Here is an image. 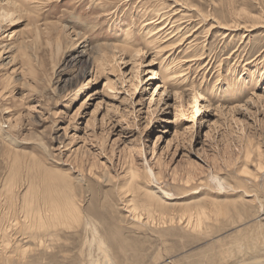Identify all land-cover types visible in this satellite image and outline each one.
I'll return each instance as SVG.
<instances>
[{"label":"rangeland","instance_id":"obj_1","mask_svg":"<svg viewBox=\"0 0 264 264\" xmlns=\"http://www.w3.org/2000/svg\"><path fill=\"white\" fill-rule=\"evenodd\" d=\"M0 5L11 13L0 17V246L4 239L12 244L22 238V247L29 246L26 260L41 264H95L97 258L98 264H229L241 257L237 245L254 251L264 244L262 228L256 231L255 203L242 208L247 218L236 224L238 231L228 217L191 230L183 226L186 210L180 208L203 197L231 208L241 191L230 194L228 184L221 190L210 176L232 184L245 166L256 170L257 151L264 155V0H0ZM191 92L201 107L196 115ZM132 172L138 175L134 183ZM10 177L14 202L6 188ZM238 179L243 188H253ZM142 188L167 203L164 213L153 206L148 215L141 207L131 212L132 191L142 202ZM257 191L264 204L263 187ZM65 192L76 197L84 214L72 225L77 229L58 225L52 241L18 233L20 221H26L25 194L42 209L63 203ZM2 251L1 246L0 264L7 254L13 262L5 264H18L16 250Z\"/></svg>","mask_w":264,"mask_h":264},{"label":"bare ground","instance_id":"obj_2","mask_svg":"<svg viewBox=\"0 0 264 264\" xmlns=\"http://www.w3.org/2000/svg\"><path fill=\"white\" fill-rule=\"evenodd\" d=\"M12 4V3H11ZM181 5V4H180ZM15 6V5H14ZM259 7V6H258ZM6 9V8H5ZM10 9V8H9ZM8 9V10H9ZM10 12L9 11H7V10H4V8H3V6L2 5H0V17H2V18H5V17H9L10 16ZM206 16V15H205ZM204 18H206V17H204ZM10 19H12V18H10ZM26 19V18H25ZM3 21H5V20H3ZM7 21V20H6ZM218 22V21H217ZM243 22V21H242ZM190 23V22H189ZM177 25V24H176ZM189 25V24H188ZM238 25V24H237ZM172 26V25H171ZM171 26L168 28V29H170L171 28ZM180 24L178 25V28H180ZM214 26H216V25H214ZM210 27H213V26H210ZM221 27V26H220ZM155 28V27H154ZM209 28V27H208ZM239 28V27H238ZM227 29H228V27H227ZM162 30V29H161ZM160 29H158V32H160L161 31ZM243 30V29H242ZM39 32V31H38ZM37 32V33H38ZM166 32V31H165ZM36 33V34H37ZM155 33V32H154ZM157 33V32H156ZM164 33V32H163ZM160 36V35H159ZM163 36V35H162ZM225 36V35H224ZM72 37V36H71ZM182 37V36H181ZM66 39V38H65ZM164 39V38H163ZM163 39H161V40H163ZM181 40V39H180ZM54 41V40H53ZM59 41V40H58ZM61 41V40H60ZM164 41V40H163ZM179 41V40H178ZM162 42V41H161ZM175 43V42H174ZM55 44V43H54ZM57 44V43H56ZM188 44V43H187ZM186 44V45H187ZM193 44V43H192ZM59 46V45H58ZM166 46V45H165ZM171 46V45H170ZM111 47L113 48V46H110V49H111ZM84 49V48H83ZM103 49V48H102ZM109 49V48H108ZM114 49V48H113ZM123 49V48H122ZM121 49V50H122ZM120 50V49H119ZM120 50V51H121ZM157 50V49H156ZM161 50V49H160ZM113 51V50H112ZM115 51V50H114ZM130 51V50H129ZM163 51V50H162ZM234 51V50H233ZM100 52V51H99ZM103 52V51H102ZM101 52V54H103ZM235 52V51H234ZM105 53H107V52H105ZM100 54V55H101ZM130 54V53H129ZM128 54V55H129ZM202 54V53H201ZM138 55V54H137ZM118 56V55H117ZM136 56V55H135ZM103 57V56H102ZM105 57V56H104ZM103 57V58H104ZM242 57V55H239L237 58H241ZM95 58V57H94ZM194 58V57H193ZM193 58L191 59V60H193ZM198 58V57H197ZM237 58H236V60H237ZM98 59V58H97ZM101 59V58H100ZM194 59H196V57L194 58ZM256 60L257 58L254 56L252 59H250V60H248V61H246L244 64H248V63H252V60ZM96 61V60H95ZM182 61V60H181ZM103 62V61H102ZM98 63V62H97ZM96 63V64H97ZM244 64L241 66L242 67V69L243 70H246L245 68H244ZM96 66V65H95ZM99 66V65H98ZM100 67V66H99ZM101 68V67H100ZM160 68V67H159ZM162 69V68H161ZM102 70V69H101ZM236 70V69H235ZM233 71V72H236V71ZM243 70H241L240 72H242ZM103 71V70H102ZM112 71V70H111ZM173 71V70H172ZM151 72H152V75H155V73H156V71H154L153 69L151 70ZM174 72V71H173ZM98 73H99V71H98ZM101 73V72H100ZM175 73H176V71H175ZM174 73V74H175ZM179 73V72H178ZM252 73H255V69L252 71ZM102 74H104L103 72H102ZM237 73H235V75H236ZM262 73L261 72H259V75H261ZM96 75V74H95ZM173 75V74H172ZM240 74L239 75H237V79H240ZM107 78H108V76H107ZM223 78V77H222ZM167 79V78H166ZM232 79V78H231ZM111 81V80H110ZM109 82V81H108ZM237 82H239V81H237ZM234 83V82H233ZM109 84V83H108ZM113 84V83H112ZM216 84V83H215ZM239 84V83H238ZM110 85V84H109ZM108 85V86H109ZM166 85V84H165ZM217 85V84H216ZM237 85V84H236ZM229 86V84L227 85V87ZM109 88H113V87H109ZM185 88H187V87H185ZM184 89V88H183ZM229 89H232L231 87H229ZM155 90V89H154ZM187 91V90H186ZM186 91H184V92H186ZM188 92V91H187ZM109 93V92H108ZM185 94H188V93H185ZM190 94V93H189ZM191 94H192V100H193V102H194V112H193V114L194 115H196L197 114V112L199 111V109H201V107L199 106V105H197V102H199L198 101V99H197V97L191 92ZM190 94V95H191ZM188 96V95H187ZM190 98H191V96H189ZM191 100V99H190ZM191 102V101H190ZM211 108V107H210ZM196 113V114H195ZM193 115V116H194ZM41 140V139H40ZM246 140H248V139H246ZM251 140V139H250ZM248 142V141H247ZM246 142V143H247ZM251 142V141H250ZM250 144V143H249ZM247 146H248V144H246ZM245 145V146H246ZM251 146V145H250ZM247 148V147H246ZM248 148L250 149V147L248 146ZM247 149V151H246V158H249V155L251 156V152H250V150L252 149ZM256 150H257V148H256ZM259 150V149H258ZM263 150V149H262ZM258 152V160H257V162H256V170L254 171V172H251V171H249L248 170V168L245 166L243 169H241V171H240V173H239V177L241 178L242 177V179H246V180H248L249 182H250V184H251V186L253 187V188H251L250 190H248V189H245V188H243V187H245V186H240V185H245V184H243V183H241V180L240 179H238L239 177H238V175L237 176H235V174L233 175V177H232V179H233V182H232V184H230V183H227V181H224V179L222 178V177H218V175H216V174H210L211 176V180H213V181H215V183L217 184V186L222 190V189H224L223 188V186H224V184H228L229 185V191L231 192L230 194H232V193H238L239 191H241V193L238 195V197L240 198V200L239 201H237V199L235 200V201H232L231 202V208L229 207L230 205H228V204H225V203H221V202H218L217 200H215L213 197H211V199H208L207 200V197L206 198H202V199H198V200H196L197 202H195V203H193V204H189V203H187V204H184L183 206H184V208H182V206L180 207L181 209H184V210H186V216H185V218H184V225L183 226H185V227H187V228H190L191 230L192 229H196V228H203V226L207 223H209V221L210 222H212L213 220H216V219H218V218H222V217H225V219H226V217H228L227 219L228 220H230L232 223H233V225L234 226H232L233 228H236L237 227V225L236 224H240V221H241V219L242 218H244V220L246 221V218H247V216L246 215H244V217H241V214H243V210H242V208L244 209V207L245 206H247L248 207V205L249 204H254V205H256L257 207L256 208H254L255 210V212H254V215H253V217L255 216L256 217V219H257V222L259 221V223L257 224L258 225V227H256V231H258L260 228H262V230H263V234H264V204H262L261 202H260V200L258 199V195H260V194H258L257 192V190H258V188L260 187V189L263 187V189H264V181H262V180H264V178H263V174H264V160H263V157L261 156V155H263V154H261L262 152H259V151H257ZM245 156V155H244ZM264 156V155H263ZM16 158V157H15ZM248 161L250 160V159H247ZM247 160H245V161H247ZM216 162V161H215ZM12 163V162H11ZM196 164V163H195ZM247 164V163H246ZM252 164V163H251ZM201 166V165H200ZM248 166H249V163H248ZM231 167V166H230ZM242 168V167H241ZM187 170V169H186ZM189 171H190V168L188 169ZM201 170V169H200ZM237 170V169H236ZM14 171V170H13ZM132 171V170H131ZM130 171V172H131ZM202 171V170H201ZM146 172H148V176L149 177H151L152 179H155V176H154V174H153V172L150 170V169H148V171H147V169H146ZM214 172V171H213ZM236 172H238V171H236ZM193 173V172H192ZM231 173V172H230ZM218 174V173H217ZM233 174V173H232ZM13 175H15V174H13ZM30 175H31V173H30ZM41 175V174H40ZM81 175V174H80ZM131 179H132V181H133V183H134V181H135V178H138V175H137V173L136 172H132L131 174ZM143 175H145V174H143ZM156 175V174H155ZM189 175V174H188ZM33 176V175H32ZM141 176V175H140ZM139 176V177H140ZM221 176V175H220ZM230 176V175H229ZM2 177H4V176H2ZM15 177V176H14ZM30 177V176H29ZM61 177H64L63 175L61 176ZM160 177V176H159ZM185 177V176H184ZM238 177V178H237ZM13 178V177H12ZM12 178L10 177L9 178V180H8V182H7V184H6V188H8V191L10 190V193H9V197L8 198H10V199H8V198H5V199H8V200H11V201H13V196L12 195H14L15 193H14V191H13V193L14 194H11V192H12V184H11V180H12ZM16 178V177H15ZM151 178H149L148 180H150ZM172 178V177H171ZM188 178H190L189 176H188ZM53 179V178H52ZM146 179V178H145ZM186 179H187V177H186ZM262 179V180H261ZM14 180V179H13ZM17 180V179H16ZM64 180V179H63ZM81 180V179H80ZM174 180V179H173ZM28 181H31V180H28ZM27 181V182H28ZM53 181V180H52ZM136 181H138V180H136ZM142 181V180H141ZM151 181H154V180H151ZM186 181H188V180H186ZM190 181V180H189ZM189 181H188V183H189ZM199 181H201V180H199ZM205 180H204V178H203V181L202 182H204ZM262 181V182H261ZM24 182V181H23ZM50 182V181H49ZM13 183V182H12ZM15 183V182H14ZM38 183V182H37ZM55 183V182H54ZM65 183H67V182H65ZM136 183V182H135ZM147 183V182H146ZM187 183V182H186ZM187 183V184H188ZM205 183V182H204ZM18 184V183H17ZM50 184V183H49ZM143 184V183H142ZM261 184H262V187H261ZM54 185V184H53ZM67 185V184H66ZM137 185V184H136ZM150 185H151V183H150ZM202 185V184H201ZM26 186V185H25ZM31 186V185H30ZM44 186V185H43ZM46 186H47V184H46ZM132 185H131V183H130V187H131ZM143 186H145V185H143ZM190 186V185H189ZM1 187V186H0ZM14 187V186H13ZM19 187V186H18ZM23 187V186H22ZM40 187V186H39ZM129 187V188H130ZM137 187V186H136ZM139 187H141V186H139ZM192 187V186H191ZM207 187V186H206ZM2 188H4V187H2ZM135 188V187H134ZM15 189V188H14ZM45 189V188H44ZM43 189V190H44ZM59 189H61L60 187H59ZM64 189V188H63ZM67 189V188H66ZM70 189V188H69ZM72 189V188H71ZM143 189V188H142ZM241 189H243V190H241ZM33 190V189H32ZM47 190V189H46ZM130 190H131V188H130ZM132 190H133V186H132ZM144 190V189H143ZM147 189H145L144 190V192L143 191H139V189H138V191L139 192H143V195H144V197L143 198H145L144 199V201H140V198L138 197V196H136L134 193H135V191L136 190H133L134 191V193H133V191H132V201H133V204L132 205H129V208H130V210H131V212L133 213V214H135V213H137V212H135V209L138 207H141L142 209H143V211L148 215V214H151L152 213V211L154 212V209H152V208H154V207H156L157 209L156 210H160V212H161V214L162 213H164V210L166 209V208H168L166 205H167V203H165V201L164 200H162L161 198H160V196H158V195H156V193H154V192H152V191H150V190H148V191H146ZM152 190V189H151ZM206 190V189H205ZM52 191H54L53 190V188H52ZM51 191V192H52ZM138 191H137V193H138ZM158 192H161L162 193V195H163V197H167L169 194L168 193H166V192H164V190L162 191L160 188H158V190H157ZM210 191H213V190H211V188H210ZM260 191V190H259ZM6 192V191H5ZM39 192V191H38ZM49 192V191H48ZM54 192H56V191H54ZM57 192L59 193V190H57ZM67 192V191H66ZM65 192V193H66ZM71 192H73V191H71ZM206 192V191H205ZM30 193V192H29ZM40 193V192H39ZM125 193V192H124ZM136 193V194H137ZM190 193V192H189ZM36 194V193H35ZM41 194V193H40ZM51 194V193H50ZM67 194V196H68V193H66ZM70 194V193H69ZM72 194H74V192L72 193ZM72 194H70V195H72ZM134 194V195H133ZM138 194H140V193H138ZM211 194H212V192H211ZM218 193H216V195H217ZM226 194V193H225ZM224 194V195H225ZM258 194V195H257ZM3 195V194H2ZM1 195V196H2ZM19 195V194H18ZM23 195V194H22ZM63 195V194H62ZM75 195V194H74ZM126 195V194H125ZM198 195V194H197ZM228 195V194H227ZM7 196V195H6ZM39 196V195H38ZM56 196H58V195H56ZM142 196V195H141ZM209 196V195H208ZM213 196V195H212ZM15 197V196H14ZM40 197H41V195H40ZM40 197H38V198H40ZM47 197H48V195H47ZM46 197V198H47ZM54 197H55V195H54ZM59 197V196H58ZM210 197V196H209ZM216 197V196H215ZM232 197V196H231ZM235 197V196H234ZM237 197V196H236ZM248 197H250V198H248ZM61 198V197H60ZM63 198H64V196H63ZM76 198V197H75ZM75 198H74V196H68V197H66L65 198V200H64V202L63 203H58V204H50L48 207H45V208H35L34 207V205H33V202L28 198V196H27V194H25L24 195V197L22 198V202H23V204H22V206L21 207H23V210H22V213H23V211H24V217L26 218L25 220V222H21L20 220V223H22L21 224V231L20 232H18V233H20L21 235H23V237L26 239V238H30V240L31 239H36V238H38V237H40V236H48V237H52L50 240L52 241V239H54V238H56V237H53V236H56V234L58 235V233H56L55 234V232L54 231H56V227L58 226V225H64V226H66L67 228L68 227H72V229H75L76 227H77V225H76V227L75 228H73L74 226H72L74 223H78L79 221H81L80 220V217H79V215H81V217H82V215H84V214H79V211H78V205L76 206V200H75ZM168 198V197H167ZM198 198V197H197ZM196 198V199H197ZM228 198V197H227ZM14 199H17V198H14ZM57 199V198H56ZM78 199V198H77ZM164 199V198H163ZM188 199V198H187ZM218 199V198H217ZM225 199V198H224ZM232 199V198H231ZM21 200V199H20ZM36 200V199H35ZM48 200V199H47ZM58 200V199H57ZM195 200V199H194ZM41 201V200H40ZM43 201H44V199H43ZM63 201V200H62ZM79 201V200H78ZM129 201V200H128ZM237 201V202H236ZM14 202V201H13ZM38 202H39V200H38ZM42 202V201H41ZM47 202V201H46ZM57 202V201H56ZM131 202V201H130ZM129 202V203H130ZM191 202V201H190ZM18 203V202H17ZM78 203V202H77ZM128 203V202H127ZM186 203V202H185ZM192 203V202H191ZM229 203V202H228ZM13 204V203H12ZM11 204V205H12ZM19 204V203H18ZM17 204V205H18ZM39 204V203H38ZM42 204V203H41ZM79 204V203H78ZM131 204V203H130ZM181 204H183V203H180L179 205H181ZM240 204V205H239ZM9 205V204H8ZM14 205V204H13ZM16 205V206H17ZM126 205V204H125ZM240 207H239V206ZM10 206V205H9ZM47 206V205H46ZM151 206H153L152 208H150ZM250 206V205H249ZM246 207V208H247ZM127 208H128V206H127ZM251 207H249V209H250ZM252 208V209H253ZM80 209V208H79ZM229 209H231V210H229ZM233 209V210H232ZM81 210V209H80ZM180 210V209H179ZM245 210V209H244ZM247 210V209H246ZM21 211V210H20ZM82 211V210H81ZM163 211V212H162ZM182 211V210H181ZM251 211V210H250ZM21 213V214H22ZM246 213V212H245ZM252 213H253V211H252ZM132 214V215H133ZM157 214V213H156ZM160 214V213H159ZM182 214H183V212H182ZM15 216V215H14ZM22 216V215H21ZM246 216V217H245ZM85 217V216H84ZM171 217V216H170ZM182 216H180V218H181ZM183 217H184V215H183ZM82 219V218H81ZM141 219V218H140ZM153 219V218H152ZM164 219V218H163ZM162 219V220H163ZM226 219V220H227ZM248 219H251V218H248ZM253 219V218H252ZM88 220V219H87ZM172 220V219H171ZM182 220H183V218H182ZM226 220H224V221H226ZM243 220V221H244ZM17 221V220H16ZM84 221V220H83ZM92 221V220H91ZM243 222V223H246V222ZM85 222V221H84ZM182 222V223H183ZM231 222H228L229 224L231 223ZM251 222H252V220H251ZM83 223V222H82ZM170 223V222H169ZM179 223V222H178ZM177 223V224H178ZM242 223V224H243ZM85 223H83V225H84ZM94 224V223H93ZM176 224V225H177ZM79 225V224H78ZM165 225V224H164ZM231 225V224H230ZM256 225V226H257ZM19 226H20V224H19ZM85 226V225H84ZM87 226V225H86ZM239 226V225H238ZM243 226V225H242ZM247 226V225H246ZM82 227V226H81ZM207 227V226H206ZM63 228V227H62ZM88 228V227H87ZM86 228V229H87ZM205 228V227H204ZM248 228V227H247ZM19 229V228H18ZM17 229V230H18ZM57 229H59L58 227H57ZM64 229V228H63ZM69 229H71V228H69ZM77 229V228H76ZM82 229H83V227H82ZM81 229V230H82ZM91 229H93V232L95 231L94 230V228H91ZM238 229V227L235 229L236 231H238L237 230ZM20 230V229H19ZM18 230V231H19ZM67 230V229H66ZM187 230H189V229H187ZM226 230V229H225ZM229 230V229H228ZM248 230V229H247ZM2 231V230H1ZM22 231H24V232H22ZM63 231V230H62ZM69 231V230H68ZM86 231V230H85ZM165 231V230H164ZM246 231V230H245ZM4 232V231H3ZM6 232V231H5ZM59 232V231H58ZM81 232V231H80ZM201 232V231H200ZM259 232V231H258ZM60 233V232H59ZM95 233H96V231H95ZM94 233V234H95ZM115 233V232H114ZM235 233V232H234ZM238 233V232H237ZM240 233H241V229H240ZM243 233V232H242ZM6 234H7V236H8V233L6 232ZM6 234H4V235H6ZM19 234V235H20ZM25 234H26V236H25ZM94 234H92V235H94ZM117 234V233H116ZM252 234V233H251ZM255 234H257V233H255ZM1 235L3 236V234L1 233ZM60 235V234H59ZM73 235V234H72ZM78 234L76 233V236H77ZM81 235V234H80ZM84 235V234H83ZM91 235V234H90ZM82 236V235H81ZM136 236V235H135ZM248 236V235H247ZM254 236V235H253ZM260 236V235H259ZM5 237V236H4ZM79 237V236H78ZM91 237H94V236H91ZM142 237V236H141ZM237 237H239V236H237ZM261 237V236H260ZM0 238H2V237H0ZM7 238H9V237H7ZM85 238H86V236H85ZM84 238V239H85ZM125 238V237H124ZM243 238V237H242ZM247 238V237H246ZM246 238H245V240H246ZM253 239H255L254 237H252ZM40 239V238H39ZM38 239V240H39ZM41 239H43V238H41ZM58 239V238H57ZM90 239V238H89ZM101 239V238H100ZM118 239V238H117ZM248 239V238H247ZM258 239V238H257ZM263 238H261V240H262ZM13 240V239H12ZM15 240V239H14ZM16 240H17V237H16ZM13 241L12 242V244H10V242H6V239H4L3 241H2V243H3V245H1L2 246V249L4 250V251H2V252H4V254H5V252H7V251H10V250H16V258L14 259L18 264H35L34 262H36V263H38V264H41L40 263V261L41 260H39V261H32L31 260V258H30V260H26V256H25V254H27L26 253V251H25V249L26 250H29V246H28V249H27V246H25L26 248L24 249L23 247H22V245L20 244L21 242L20 241H23L22 240V238L20 239V240H17V241ZM38 240H37V242H38ZM44 240V239H43ZM47 241H48V239H46ZM49 240V241H50ZM82 240V239H81ZM104 240V239H103ZM102 240V241H103ZM234 240H236L237 241V239H236V237L234 238ZM36 241V240H35ZM39 241H41V240H39ZM45 241V240H44ZM47 241L45 242L46 244H48L47 243ZM50 241V242H51ZM95 241H97V240H95ZM94 241V242H95ZM98 241H100V240H98ZM102 241H100V242H102ZM128 241V240H127ZM239 241H241V240H239ZM238 241V242H239ZM259 242H260V238H259V240H258ZM25 242V241H24ZM126 242V241H125ZM232 242V241H231ZM234 242V241H233ZM237 242V243H238ZM255 242H257V241H255ZM259 242H257V244L259 243ZM35 243V242H34ZM39 244H41L40 242H38ZM37 243V244H38ZM56 243H57V241H56ZM135 243V242H134ZM241 243V242H240ZM239 243V244H240ZM264 243V242H263ZM36 244V243H35ZM34 244V245H35ZM50 244V245H49ZM48 245H49V247L50 246H52V244L54 245V242L51 244V243H49ZM96 244V243H95ZM102 244V243H101ZM99 245V246H102V245ZM120 244H122L123 245V243H120ZM126 244H127V242H126ZM234 244V243H233ZM236 244V243H235ZM136 245L138 246V244L136 243ZM0 246V247H1ZM38 246V245H37ZM97 246V245H96ZM103 246H105V245H103ZM126 246V245H125ZM125 246H124V248H125ZM245 246V245H244ZM248 246H249V244H248ZM40 247H42L41 245H40ZM43 247H44V244H43ZM48 247V246H47ZM46 247V248H47ZM49 247L47 248L48 250H50L49 249ZM98 247V246H97ZM123 247V246H122ZM230 248H231V246H229ZM32 248V247H31ZM45 248V247H44ZM53 248V247H52ZM109 248V247H108ZM128 248H129V246H128ZM131 248V247H130ZM253 247H247V248H243V245L242 244H240V245H237V248H236V253H239V255L241 256V257H239V258H237L236 259V261L234 262V263H229V264H256V263H258L259 261H262V260H264V258L262 257V255L264 256V244H259V245H257L256 247H255V249H254V251H252L251 249H252ZM33 250H35V248H32ZM37 249H39V248H37ZM42 249V248H41ZM46 249V250H47ZM54 249V248H53ZM53 249H52V251H53ZM97 249H99V247L97 248ZM135 249V248H134ZM226 249V248H225ZM32 250V251H33ZM130 250V249H129ZM224 250V249H223ZM231 250V249H230ZM229 250V252L231 253V251ZM232 250H233V247H232ZM17 251H18V254H17ZM37 251V250H36ZM45 250L43 249V252H44ZM99 251V250H98ZM104 251H105V249H104ZM127 251H128V249H127ZM227 251H228V249H227ZM250 251H251V253H250ZM15 252V251H14ZM35 252V251H34ZM38 252V251H37ZM48 252H51V251H48ZM54 252V251H53ZM85 252H86V250H85ZM12 253V252H11ZM58 253V252H57ZM137 253V252H136ZM63 254V253H62ZM2 255V254H1ZM29 255V254H28ZM28 255H27V257H28ZM50 255V254H49ZM48 255V257H51V256H49ZM58 255V254H57ZM106 256H107V254H105ZM5 255H2V257H4ZM7 256V257H6ZM5 257L7 258H5L6 260H7V262H9V261H11L10 259H11V256H9L8 254L6 255ZM39 256H40V254H39ZM43 256V255H42ZM52 256H55V255H52ZM102 256V255H101ZM105 256V257H106ZM34 257V256H33ZM47 257V258H48ZM56 257V256H55ZM54 257V258H55ZM79 257V256H78ZM103 257V256H102ZM131 257V256H130ZM35 258L37 259L38 257H36V255H35ZM40 258V257H39ZM38 258V259H39ZM53 258V257H52ZM263 258V259H262ZM3 259V258H2ZM28 259V258H27ZM50 259V258H49ZM49 259H47V260H49ZM6 260H5V262H6ZM33 260H35V259H33ZM43 260V259H42ZM96 260V259H95ZM105 260H107V257L105 258ZM104 260V261H105ZM127 260V259H126ZM131 260V259H130ZM136 260V259H135ZM100 261V260H99ZM99 261H98V258H97V263H95V264H98L99 263ZM104 261H102V263L104 262ZM3 262V261H2ZM1 262V263H2ZM5 262H4V264H5ZM11 262H13V261H11ZM44 262V261H43ZM45 262H47L46 261V258H45ZM49 262H50V260H49ZM48 262V263H49ZM85 262V261H84ZM232 262H233V260H232ZM48 263H45V264H48ZM44 264V263H43ZM51 264V263H50ZM52 264H55V263H52ZM80 264V263H79ZM105 264H107V263H105ZM148 264V263H147ZM164 264V263H163Z\"/></svg>","mask_w":264,"mask_h":264}]
</instances>
